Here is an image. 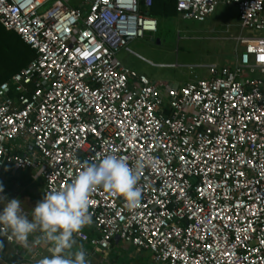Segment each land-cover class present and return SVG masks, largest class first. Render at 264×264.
Wrapping results in <instances>:
<instances>
[{"label":"built area","instance_id":"1","mask_svg":"<svg viewBox=\"0 0 264 264\" xmlns=\"http://www.w3.org/2000/svg\"><path fill=\"white\" fill-rule=\"evenodd\" d=\"M151 3L0 0L1 25L36 53L0 83V171L39 167L45 195L107 152L142 160L140 207L97 188L95 233L78 238L101 249L122 239L155 264H264V34L237 37V61L210 65L207 78L154 84L117 57L157 30ZM218 3L264 32V0H176L175 9L202 21Z\"/></svg>","mask_w":264,"mask_h":264},{"label":"clouds","instance_id":"2","mask_svg":"<svg viewBox=\"0 0 264 264\" xmlns=\"http://www.w3.org/2000/svg\"><path fill=\"white\" fill-rule=\"evenodd\" d=\"M144 164L137 160L130 166L125 156L107 152L97 160L84 161L82 170L71 183L53 189L38 201L30 214L21 208L17 198L0 197V231L10 232L16 242L30 248L33 243L50 245V256L37 264H87L86 253L77 245L74 234L92 223L90 196L102 188L106 193L120 196L129 211L140 207L142 190L138 186ZM4 191L0 183V193Z\"/></svg>","mask_w":264,"mask_h":264},{"label":"rangeland","instance_id":"3","mask_svg":"<svg viewBox=\"0 0 264 264\" xmlns=\"http://www.w3.org/2000/svg\"><path fill=\"white\" fill-rule=\"evenodd\" d=\"M225 24L230 25L229 34H264L240 28L236 6L219 3L203 21L180 16L157 17V31L129 40L119 49L117 57L123 65L146 75L153 83L178 84L204 78L208 76L210 62H222L233 53L234 40L215 38L226 35Z\"/></svg>","mask_w":264,"mask_h":264},{"label":"crops","instance_id":"4","mask_svg":"<svg viewBox=\"0 0 264 264\" xmlns=\"http://www.w3.org/2000/svg\"><path fill=\"white\" fill-rule=\"evenodd\" d=\"M78 4L79 3L73 5L76 6ZM152 5L153 3H151V5L148 6L146 9L149 14ZM225 5H232V4H225ZM174 16H180L181 18H183L177 12L176 15ZM155 18L157 20V17ZM183 19H187V18H183ZM238 25L240 28H242L240 22ZM229 28L230 25L225 24V28L223 31L224 33H226V35H219L218 37L215 38H219V39L225 38V39L234 40L235 45L233 46L232 49L233 53L227 55L226 59H223L222 62H218L216 60L210 62L207 66L208 76H209L208 68L210 65H216L218 67L231 66L237 61L239 53L243 50V45L240 44L237 40V37L242 36V34H237V35L229 34ZM138 38H142V37H138ZM151 40H154V37H151ZM156 40L158 41V39ZM208 76L204 78H207ZM154 84H162V83H154ZM164 84L168 85L169 83L168 84L164 83ZM19 142L21 144H24L22 148L23 150L21 149L20 151H26L27 153H31L35 150L31 141H27V143H23L22 141ZM0 183H2L4 187V191L0 193V197L6 196L8 199H13V198L19 199L21 201V208L24 210L25 213L28 214H30L32 208H34L36 203L42 200L44 197L42 192L43 177L40 174L39 167L37 166L29 167L26 169H19L13 164H7L0 171ZM2 208H3V204H0V211H2ZM81 231L89 236L95 233L92 224L85 226ZM7 233L10 234V232ZM74 238L76 240L77 245L86 253L87 264H155L150 250L148 249L137 250L131 244L119 238L113 239L110 243V246L107 249H101L97 246H92L88 241L78 238L76 234H74ZM32 240H33V236H30L29 241L31 242ZM49 247L50 245L48 244L40 243L37 248H25L15 242L8 241L5 238L4 233L0 231V264H37V262L40 259L51 255L49 251Z\"/></svg>","mask_w":264,"mask_h":264},{"label":"trees","instance_id":"5","mask_svg":"<svg viewBox=\"0 0 264 264\" xmlns=\"http://www.w3.org/2000/svg\"><path fill=\"white\" fill-rule=\"evenodd\" d=\"M150 14L155 17L176 15V0H153ZM36 53L18 34L5 29L0 23V83L26 66ZM33 84L29 85V89Z\"/></svg>","mask_w":264,"mask_h":264},{"label":"water","instance_id":"6","mask_svg":"<svg viewBox=\"0 0 264 264\" xmlns=\"http://www.w3.org/2000/svg\"><path fill=\"white\" fill-rule=\"evenodd\" d=\"M79 154V153H78Z\"/></svg>","mask_w":264,"mask_h":264}]
</instances>
